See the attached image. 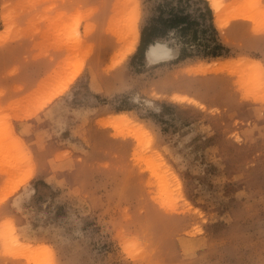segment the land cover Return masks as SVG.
<instances>
[{
  "label": "rangeland",
  "instance_id": "obj_1",
  "mask_svg": "<svg viewBox=\"0 0 264 264\" xmlns=\"http://www.w3.org/2000/svg\"><path fill=\"white\" fill-rule=\"evenodd\" d=\"M115 1L0 0V264H264V0H207L222 54L156 63L165 0Z\"/></svg>",
  "mask_w": 264,
  "mask_h": 264
},
{
  "label": "trees",
  "instance_id": "obj_2",
  "mask_svg": "<svg viewBox=\"0 0 264 264\" xmlns=\"http://www.w3.org/2000/svg\"><path fill=\"white\" fill-rule=\"evenodd\" d=\"M165 9L159 6L158 15L149 18L140 29L137 53H141L155 39L176 33L185 43L194 46L201 55L218 56L223 45L212 24V12L207 0H165ZM192 8V13L187 11ZM165 14V16H162ZM184 49H179V57Z\"/></svg>",
  "mask_w": 264,
  "mask_h": 264
},
{
  "label": "bare ground",
  "instance_id": "obj_3",
  "mask_svg": "<svg viewBox=\"0 0 264 264\" xmlns=\"http://www.w3.org/2000/svg\"><path fill=\"white\" fill-rule=\"evenodd\" d=\"M118 1V0H117ZM117 1H115V2H117ZM130 1V0H129ZM247 2L249 1V0H246ZM120 3H125V0L123 1V2H121V0L119 1ZM132 3H133V0L131 1ZM209 4H210V7L212 8V11H213V14H214V16H215V21H216V23H217V25L218 26H223L224 25V20H222L221 18H220V13H221V3L220 2H218L217 0H209ZM115 5V4H114ZM134 7H135V0H134V5H133ZM116 7H117V5H116ZM118 7H120V6H118ZM135 9V8H134ZM4 11V10H3ZM120 12V11H119ZM123 14V13H122ZM125 14V13H124ZM1 15H2V13H1ZM116 15V14H115ZM114 16V15H113ZM116 16H118V15H116ZM2 17L3 18H5L6 17V14H3L2 15ZM8 17V16H7ZM128 15H127V19H128ZM254 17H256V15L254 16ZM264 17V16H263ZM117 18V20L120 18H118V17H116ZM226 18V17H225ZM224 18V19H225ZM5 19H7V18H5ZM255 19V18H254ZM122 20V19H121ZM6 21V20H5ZM4 21V22H5ZM254 21V20H253ZM263 20H261V22H262ZM118 22V21H117ZM257 23V26H258V24H264V22H262V23ZM128 24V23H127ZM254 24H255V22H254ZM116 25H118L117 23H116ZM216 25V24H215ZM226 25V24H225ZM124 26V24H119L118 25V28L119 29H121V27H123ZM128 26V25H127ZM259 27V26H258ZM257 27V28H258ZM256 28V29H257ZM127 29V28H126ZM263 30H264V28H262ZM262 29H258V30H261L262 31ZM128 30V29H127ZM253 30H255V28H253ZM123 31V30H122ZM124 31H126L125 30V28H124ZM128 31H130L129 32V39L127 38V36L125 37L124 35H126V32L124 33V34H122L126 39H128V43H125V44H127V48H126V50L124 51V53L123 54H127V53H131L133 50H134V48H135V45H136V43H137V40H138V36H139V33H138V30H137V28L133 25L132 26V28H131V30H128ZM4 32V31H3ZM258 32V31H257ZM1 33V32H0ZM110 33V32H109ZM120 33H121V31H120ZM260 33V32H259ZM127 34H128V32H127ZM3 35V34H2ZM1 37V36H0ZM5 37V36H4ZM8 37V36H7ZM120 38L121 39V41H123V44H124V40H125V38ZM124 39V40H123ZM125 42H127L126 40H125ZM122 44V45H123ZM124 44V45H125ZM126 47V46H125ZM124 47V48H125ZM123 48V46L121 47V49ZM119 51V50H118ZM121 51V50H120ZM123 51V50H122ZM167 53H168V49L167 48H165L161 43H158V42H155V43H152V44H150V45H148V47L146 48V50H145V53H144V58L147 60V61H149V62H151V63H156V62H159V61H162L165 57H166V55H167ZM123 56V55H122ZM122 56H120V57H122ZM119 57V58H120ZM120 60V59H119ZM231 60V59H230ZM229 60V61H230ZM237 61L239 60V59H236ZM248 60V59H247ZM233 61H235L234 59L231 61V62H233ZM236 61V62H237ZM240 61V60H239ZM239 61L237 62V64H239ZM253 62V61H252ZM112 63L114 64V61H112ZM233 63H235V62H233ZM233 63H232V65L230 66L231 68H235V70H237L236 69V67H239L240 69H241V65L239 64L238 66H235V65H237L236 63H235V65H234V67H233ZM251 62H249L248 64H250ZM118 64V63H117ZM211 65V64H210ZM213 65V64H212ZM207 66V65H206ZM206 66H204V67H201V68H203V70H204V68L206 67ZM250 66H251V64H250ZM250 66H248V67H250ZM212 68H213V66H211ZM228 67V66H227ZM227 67H225V68H227ZM229 67V68H230ZM244 67H247V66H244ZM248 67L246 68V70L248 69ZM207 68V67H206ZM216 68V67H215ZM221 68V67H220ZM198 68H196L195 70H197ZM194 70V69H193ZM199 70V69H198ZM248 70H250V69H248ZM251 70H253V69H251ZM77 72H78V70H76L75 72H73L72 73V75L71 76H68V79L61 85V86H59L58 88H54L55 90H53V92H51V93H49V96L40 104V106L39 107H42L43 106V104H47V102H50V100H52L54 97H56V96H58L59 94H61L62 92H64V89L68 86V84L69 83H71V81L74 79V77L77 75ZM195 72V71H194ZM260 76H262V75H260ZM254 78V77H253ZM252 78V79H253ZM251 79V80H252ZM260 79H262V78H260ZM255 82V80H253V83ZM262 83V82H261ZM40 88H43V87H40ZM39 88V89H40ZM264 88V87H263ZM51 91V90H50ZM39 109V108H38ZM122 114V113H121ZM117 115V114H116ZM113 119H116V120H119V121H122V122H126V123H128V119L126 118V117H124V116H122V115H117L115 118H112V122H113ZM107 120V119H106ZM108 122V121H107ZM111 122V123H112ZM117 122V121H116ZM111 123H109V124H111ZM108 124V125H109ZM119 124V123H118ZM124 123H122V125H123ZM112 125V124H111ZM138 125V124H137ZM21 145H22V143H20ZM21 147H23V146H21ZM28 174V173H27ZM29 175V174H28ZM27 175V176H28ZM26 175H24V178L25 177H27ZM27 179V178H26ZM25 179V180H26ZM21 180V182L22 181H24V179L22 180V178L20 179ZM15 189V188H14ZM11 190H13V189H11ZM5 193V192H4ZM7 193H8V191H7ZM6 193V194H7ZM11 193V192H10ZM5 194V195H6ZM1 201V200H0ZM39 247V246H38ZM44 248V247H43ZM41 249V248H40Z\"/></svg>",
  "mask_w": 264,
  "mask_h": 264
}]
</instances>
